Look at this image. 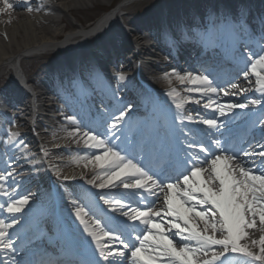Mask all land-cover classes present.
<instances>
[{"label": "bare ground", "instance_id": "1", "mask_svg": "<svg viewBox=\"0 0 264 264\" xmlns=\"http://www.w3.org/2000/svg\"><path fill=\"white\" fill-rule=\"evenodd\" d=\"M63 2V5L65 6L64 9L66 11L61 10L59 7L56 9L50 8L49 6L45 5L41 2H36L35 0H29V2L25 3V0H11V3L13 5V9L9 13H5L0 15V73L2 72H10L11 76L14 78L16 69V64L26 59L25 56L34 54L36 51L40 49H62L65 50V53L60 55L59 59H56V65H58V68L64 67V70L66 68V72H64L63 75L60 76L53 75L51 78H48L46 75L40 79H38L36 83V94L35 99L36 103L38 104V108H42V111L45 112L44 115H40V119L36 121V123L39 126L40 130V139L37 140L35 137L26 136L24 137V140L27 141V145H29L31 149V153L38 154V156H31L29 154H24L22 151H24V147L26 146V143L24 144L22 141H19V148H16L15 145L11 146L10 141H6L7 137L9 136L7 132L2 133V142L0 143V153L2 154V149L5 150V153L0 156V158L4 161V164L1 163L0 159V170L5 177L6 182H3L5 194L0 195V208L5 206L7 203L19 199H27L29 200L28 205L24 208L23 212L19 213L16 216L10 215L8 212L5 214V211L0 210V219L4 220L5 222H12L14 224H18L21 221H26V224H29L32 222H38L42 221V224H46L48 222L46 215V195L44 187L46 185V182L49 178V176L53 177V174H61L64 177H78L84 181H87L89 183H92V185L96 188H100V190H104V192L100 193L103 197H127L125 196V192L116 191L118 186H122L117 182L116 185L112 187H104L102 188L101 185L106 182L107 177L105 175V171L103 169H97L95 167V164H89L88 158H90L93 154L98 153L100 150L98 149H87L83 147V144L81 143L80 134L83 133L82 131L78 130V126L75 124L70 123L71 114L65 112L64 110H60L59 106L55 103V100L51 97L52 95L55 96H62L63 92L70 93L75 87V83L64 81L65 79L73 80V75H75L76 70L73 66V62L75 61V55L74 51L71 48H74L78 43H86L84 44L85 47H89V49L85 52H81L83 50H79L81 53L78 54H85L88 53L90 50H110V48L114 49L113 47H109L108 40H101V43L94 44L92 42L93 39L97 38V35L101 33L104 29V24H114V22L123 23L121 20L122 13L125 14V8H131L133 7V4H130L128 6L124 5L125 7H120L117 11H114L112 13H109L108 15L103 16L99 21L97 22V25L91 24V25H85L86 22L89 20V11L93 10L96 7H100L103 5H111L115 0H58ZM183 4H187L188 0H179ZM219 7H221L222 10H224L225 2L224 0H219ZM244 0H228L227 6L228 8H225L226 11L224 12L227 16V18L231 20H237L241 14V9L239 8V5L242 4ZM251 4V3H250ZM202 6V4H200ZM211 5V3H210ZM230 6H232L231 11ZM199 7V6H198ZM3 8V5L0 4V9ZM31 8L32 11L29 12L27 9ZM161 7H158L155 9V11H149V13H146L145 16H142L141 18L134 19L132 18L130 20V26L131 29H124L123 27L114 26V29L109 30V33L106 34L108 36L109 34H116L113 38V41L111 40V43H119L121 42L122 49H119L117 51L113 50V52L107 56L103 60L102 63L106 64L105 68H102L104 72L110 71H116L119 72V67L123 65H118L117 62L122 63V59L125 56V53H132L131 51L126 52L128 49H137V46H139V51L137 49L136 56L139 58L144 59H152L151 61L147 62V70H151L153 72V76L156 74L158 78L163 79L168 85L171 86L169 91H176L177 89L183 90L186 87H194V88H200L201 86L191 85L188 83L181 84L175 79V76L172 75L173 73L175 75H185V74H192V69L189 64H187L185 67L177 64L175 61L167 62L166 59L161 58L162 56H159V53L161 52V49L164 51L169 49L167 44H164L162 48L154 47L152 44L154 40L158 39L161 40L160 37H157L156 34L153 33V25L159 29L160 25L157 24L155 21L156 13H158L161 9ZM178 8V3H174L173 5L167 6V9L174 10ZM159 9V10H158ZM56 10L60 17L56 18L53 16V11ZM157 10V11H156ZM256 12V13H255ZM264 14V5L257 4L256 9L250 10V16L248 17V21L244 22V20L241 21L240 25H237L235 27V37L237 38L238 33L240 34V37L237 39V42H242V44H248L249 46L253 47V40L255 38L253 33L249 34V29L247 27V24L249 27L251 24H257L255 20L253 19V15L255 14ZM69 17L75 18V21L71 20ZM153 20V21H151ZM218 21H211L209 17H207V25L202 27L203 35H208L209 38L213 41L220 42L221 41V35L215 33L213 36V32L209 33L208 31L213 29V31L217 30ZM124 24V23H123ZM187 26L190 25L192 27V23L188 22L186 24ZM260 25V23H259ZM102 27V30L100 29ZM210 27V29H209ZM260 30L264 31V23L260 26ZM209 29V30H208ZM256 29L259 30L257 27ZM68 30H71L70 32H66ZM190 32V30H188ZM224 34V33H223ZM118 35V36H117ZM94 36V37H93ZM117 36V37H116ZM223 36V35H222ZM196 38V37H195ZM79 39H81L79 41ZM163 39V38H162ZM87 40L89 42H87ZM165 40V39H164ZM262 42L264 43V33L262 34ZM79 41V42H77ZM151 41V42H150ZM187 41H191V38L187 39ZM91 42V43H90ZM148 42L150 45L147 46L145 43ZM113 45V44H112ZM92 46V47H91ZM102 46H105L102 47ZM83 47V46H82ZM91 47V48H90ZM66 49H71L70 51H66ZM256 52V53H255ZM254 56L255 59L261 55H264V50H261L259 52L255 51ZM256 54V55H255ZM135 57V56H134ZM138 58V59H139ZM130 61H127V69L132 67V64L129 63ZM57 68V67H56ZM222 68V69H221ZM220 70L222 73H224L227 70V73L231 76L236 72L235 69H228L229 67H221ZM153 69V70H152ZM12 70V71H11ZM54 68H51V71H54ZM249 72V71H246ZM49 73V72H48ZM84 74L86 75V78L90 79L91 76L88 71ZM241 71L238 72V74L233 77L230 82L226 83L223 87L221 86L222 90H225L227 94L222 95L221 92L217 93L216 95H206L202 96L200 99V103L204 101H209L210 105L213 108H218L220 102L227 101L226 96L228 95H242L243 93H249L252 97H254V94H256L255 89L257 87V84L255 82L254 77H250V80L245 79V77H241ZM148 75H150V71H148ZM243 76V75H242ZM245 76V75H244ZM108 80H118L117 76L114 74H110L108 76ZM91 84H94L90 82ZM115 83H118L117 81ZM103 84V83H102ZM119 84V83H118ZM105 86V84H103ZM235 85H239V88H236ZM100 91H96L97 93L101 94V104H111L112 99L107 96V93L105 88L103 87ZM117 90L121 95H123V108L120 109V112L125 111L128 107L133 106L138 96H136L132 92L124 93V89L122 86L118 85ZM184 92V91H183ZM185 94V93H183ZM4 96V100L8 101L11 105L15 103L16 100H21L22 102H25L33 95H28L27 93H20L18 92L17 88L14 86H10L7 89H5L3 92H0V97ZM235 96V95H234ZM7 97V98H6ZM31 97V98H32ZM2 98V97H1ZM41 103V104H40ZM199 103V104H200ZM237 105H244L247 104V99L242 98L241 101L234 102ZM199 104H193L190 107V110L195 111V113L202 115V114H210L209 111L202 110L201 106ZM22 114H25V112H22ZM214 114L216 116H220L221 122L218 125L219 128L227 127L231 125V120L239 117L238 114L232 113L231 115L221 116L219 114V111H214ZM248 114V113H245ZM132 114H130V117ZM197 118V116H196ZM102 119V117H101ZM110 119V116H109ZM200 119V117H199ZM22 119H19V121ZM23 121V120H22ZM113 124H116L117 126L113 128V132L118 131L119 129V123L116 120H112ZM199 123V122H198ZM27 124L26 121L23 122V125ZM13 123H10V126H12ZM22 125V126H23ZM75 132L76 135L73 136L71 133ZM99 133V130L96 128L94 130H91L89 132L90 135H95L97 139H99V136L96 134ZM9 138V137H8ZM43 151L44 154H46V157L43 161V163H35L38 160V157L40 158V151ZM0 154V155H1ZM67 155L64 156L65 159H58L55 160V157L61 156V155ZM236 156V155H234ZM30 157L31 159H29ZM259 164L264 163V161L259 160L258 158H253V160H256ZM32 160V161H31ZM30 163V164H29ZM257 166V167H258ZM48 169V170H47ZM9 172H14V177L8 176L7 174ZM130 179V178H129ZM107 191H109L107 193ZM158 193L156 195H153V198L149 200V206L155 207L157 205H160L162 201H164V193L158 192V190L155 192ZM67 198V203L65 204L66 209H70L71 212H77L80 210V205L78 206L79 202L84 204L86 202L82 194L79 191H75L74 189H70V193L65 195ZM70 199V202H69ZM110 202V201H109ZM87 203V202H86ZM108 203V201H106ZM87 203L85 205L86 209L88 210H94L95 206ZM134 207V205H131L127 207L124 211H126L129 215H132L131 208ZM158 208V207H157ZM87 210V211H88ZM198 211H204V209H197ZM209 211H214L210 209ZM121 212V209L119 210ZM75 213L70 214V219L74 222H80ZM89 217V218H88ZM128 219L127 216H124ZM32 218V219H31ZM211 219V217H209ZM93 220L90 216L85 217L86 223H90V221ZM33 222L31 225H33ZM25 226V225H24ZM144 225L141 226L140 230L143 234ZM201 229L203 228V225L201 224L199 226ZM256 228L259 229V224L257 223ZM9 230V229H8ZM7 230V231H8ZM165 230L167 231V226L165 227ZM19 231V230H18ZM18 231H8L10 232V235H15ZM39 234V233H38ZM262 233L260 231H252L249 230L246 233L247 239L244 241H241V243L250 244L253 240H259L260 235ZM169 237L176 236L174 233L170 232L168 233ZM207 235H213V233L209 232ZM216 238L220 237V234H215ZM22 235H18L17 237H20ZM5 241H7L9 244V236L8 234L4 237ZM29 242V239L26 241H23L20 246H23L24 243L27 244ZM136 243V241H134ZM132 242V243H134ZM173 243L177 245V247H180L184 244L182 240L174 239ZM13 245V243H12ZM252 251L254 253H258V249L253 248ZM122 264H126L125 261L122 259L118 260ZM119 263V264H120ZM129 264V263H128ZM250 264V263H248Z\"/></svg>", "mask_w": 264, "mask_h": 264}, {"label": "snow or ice", "instance_id": "2", "mask_svg": "<svg viewBox=\"0 0 264 264\" xmlns=\"http://www.w3.org/2000/svg\"><path fill=\"white\" fill-rule=\"evenodd\" d=\"M27 2L29 0H25V3ZM0 4L3 5L0 15L13 9L11 0H0ZM27 10L32 11L31 8ZM249 69V75L245 76V79L255 77L257 90L264 95V55L252 59ZM172 75L181 84L201 86L203 90L199 91L200 96L217 94V88L204 76L191 74L181 76L174 73ZM235 87L239 88V85ZM169 95L175 100V93ZM184 102L200 103L199 100L191 99ZM183 106L182 103H176L177 109H182ZM204 107H208V104ZM237 107L235 104H221L212 110L226 116L234 113ZM240 107L247 109L249 104ZM126 115L127 113H124L118 119H124ZM199 122L205 124L208 129L219 127L214 120ZM70 123L76 122L71 120ZM116 126L112 125L113 128ZM71 135L75 136L76 133L73 132ZM12 139L17 140L19 137L13 136ZM80 139L84 148L100 150L88 158V163H94L97 169L105 171L107 180L101 185L102 188L112 187L119 182L125 189H141L152 195L158 194L154 193L153 189L164 193L166 207L161 211H154L150 206L146 210L132 207V215L121 212V215L127 216L133 223L138 221L139 225L145 226L143 234L138 233V243L128 242L132 240L131 234L128 239H122L119 234H110L112 229L107 225L102 227L96 220L86 223L85 217L89 213L84 209L75 213L104 260L111 258L115 264H119L117 258L127 259L130 253L132 264H248L249 261L264 264V163L258 168H250L246 166V159L242 160L234 154L208 155L205 148L200 147L198 151L204 153V157L193 152L191 167L185 166L187 171L171 181L162 180L158 183V178H153L147 170H141L136 164L125 159L124 155L113 151L111 146H106L105 142L97 139L95 135L83 132ZM216 146H220L218 142ZM223 151L226 152L227 149ZM244 155L246 158L264 161V146L257 151H245ZM7 175L14 177L15 174L9 172ZM4 180L5 177L0 176V195L6 191L2 186ZM28 203L27 199H19L7 203L0 210L16 216L23 212ZM127 206L119 204L118 208H112V211ZM209 206L214 211H209ZM198 208L204 211H198ZM165 217H171L175 222L169 225ZM257 223L259 229L256 228ZM201 224L202 229L199 227ZM13 227L14 223L0 219V252L12 251L11 244L5 241L4 237L7 230ZM172 230H175L176 236L169 237L168 233ZM249 230H258L262 234L259 240L242 246L241 241L247 239L246 233ZM209 232L213 235H207ZM217 233L221 239L216 238ZM177 238L189 241L191 246L181 245L177 248L173 243ZM253 248L258 249V253H254ZM208 256L212 259H205ZM234 256L243 259L235 261Z\"/></svg>", "mask_w": 264, "mask_h": 264}, {"label": "rangeland", "instance_id": "3", "mask_svg": "<svg viewBox=\"0 0 264 264\" xmlns=\"http://www.w3.org/2000/svg\"><path fill=\"white\" fill-rule=\"evenodd\" d=\"M127 3L123 4V5H126ZM103 6H107V5H103ZM99 9V8H98ZM98 9H95V11H90L88 14L89 16V19L90 20H94L96 17H99L98 13H95L96 11L98 12L99 10ZM151 8L148 7V3H146V1L142 2V3H139L133 7L130 8V11L133 12V13H141V14H146L148 12V10H150ZM129 10H127L128 12ZM142 16V15H141ZM58 17V16H57ZM71 20L75 21V18L73 17H69ZM130 19L132 18H129V17H124V20L127 21V23L130 21ZM49 63L48 61L46 60H41V59H25L23 62H21L20 64V68H21V71L23 72V74L25 75H31L32 77L34 76V74H38L39 76L42 75V72L43 71H47L49 68ZM19 65V63H18ZM2 73V72H1ZM0 73V74H1ZM154 82L160 87V88H166L165 86V81L163 79H160V78H153ZM167 84V83H166ZM64 156H67L66 154L65 155H61V156H58V157H55L54 159H65Z\"/></svg>", "mask_w": 264, "mask_h": 264}]
</instances>
